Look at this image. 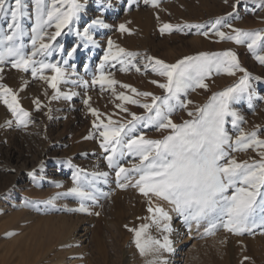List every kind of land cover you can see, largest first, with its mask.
<instances>
[{
	"label": "rangeland",
	"instance_id": "rangeland-1",
	"mask_svg": "<svg viewBox=\"0 0 264 264\" xmlns=\"http://www.w3.org/2000/svg\"><path fill=\"white\" fill-rule=\"evenodd\" d=\"M76 2L81 11L62 29L61 35L51 41L53 52L46 58L47 62H59L66 69L64 80L68 82H60L54 90L39 79V74L33 78L31 70L19 71L12 68L11 63L0 66L3 67L0 85L11 89L19 107L28 113L24 117L26 126L18 125L16 117L0 100V227L11 223L0 232V264H123L126 257L130 259L129 264H152L154 261L156 264H264V235L259 234V229L251 235H234L221 227L214 234L205 235L206 223L199 227L195 222L186 224L167 202L151 195L145 197L131 186L117 187L115 169L109 168L105 160L107 153L100 148L103 138L99 132L103 129L93 127L94 122L106 124L109 119L126 124L131 119L128 112L145 115L144 109L116 98L124 94L144 103L143 98L130 91L132 88L153 95L157 90L156 96L164 95L163 90L152 83L164 80L151 71L149 57L153 61L174 64L186 56L203 52L232 51L240 67L251 77L253 95L251 100L245 95L230 105L240 120L234 128L232 117H226L225 129L233 142L241 131L245 135L256 132L257 138L264 141V65L255 58L256 54L264 55V46L257 48L254 54L246 43L221 40L211 29V25L221 19L231 25V28L219 26L226 35H234L233 28L264 34V7L260 6V0H158L156 7L145 4L144 0ZM45 3L52 6V0H45ZM12 4L14 0H8L5 7ZM55 6L61 7L59 3ZM21 12L19 21L25 35L18 43L30 52L31 28L35 24L34 0H22ZM94 21L102 23L94 24ZM9 23L10 15L0 12V34L8 32ZM121 24L127 31H119ZM165 24L172 25L173 30L161 33ZM185 25L204 27L198 32ZM177 28L182 30H175ZM45 32L50 35L55 27H48ZM47 35L46 43L49 42ZM109 40L113 42L112 52L122 48L135 54V59L120 57L125 60L124 64L109 59L98 71L109 50ZM203 42L209 46L206 51L201 48ZM73 49L76 51L69 58L67 53ZM65 59L68 64L63 63ZM101 73L116 83L109 85L106 80L103 85L100 82L93 85V78ZM43 74L52 75L50 70ZM243 75L240 71L234 75L213 72L205 80L207 90L197 88L182 97L192 103L186 110L174 112L173 122L181 124L191 119L188 111L195 112L214 93L235 86ZM57 92L59 97L53 99ZM65 95L70 99H65ZM85 100H88L87 105ZM34 101H39V110ZM117 105L127 108L128 112L121 111ZM89 109L98 115L93 116ZM168 131L137 125L136 134L156 140L162 139ZM233 147L237 150H227L238 162L259 161V153L264 152V147L240 150L234 143ZM8 151H12V155L15 153L14 156L8 158ZM137 162L130 156L120 161L125 168ZM8 164L12 169L7 168ZM101 172H107V178L94 175ZM74 173L81 177L82 187L97 197L95 203L84 201L87 212L69 211L80 206V197L69 192L74 187ZM118 194L120 202L115 205L113 199ZM52 198H55L54 206L46 205L45 202ZM157 206L171 219L165 221L159 214L148 211L149 207ZM134 208L137 209L135 213ZM165 224L171 229L169 232L163 231ZM144 225L148 227L143 231L142 240L151 238L163 243L167 236L172 250L161 249L141 255L135 244V232L129 229L140 230ZM180 225L183 229L177 234L176 228ZM96 229L103 241L101 250L105 258L90 244L91 231Z\"/></svg>",
	"mask_w": 264,
	"mask_h": 264
},
{
	"label": "snow or ice",
	"instance_id": "snow-or-ice-1",
	"mask_svg": "<svg viewBox=\"0 0 264 264\" xmlns=\"http://www.w3.org/2000/svg\"><path fill=\"white\" fill-rule=\"evenodd\" d=\"M22 0H14V4L5 7L8 0H0V12L10 15L8 32L0 34V66L11 63L12 68L19 71L28 72L36 78L48 83L54 90L60 82L64 80L66 69L60 63L47 62V57L52 55L53 45L56 37L61 35L62 29L81 11V6L76 0H52V6H48L45 0H34L35 3V24L31 28L32 50L26 52L24 45L18 43L25 35L19 21ZM59 3L61 7L55 5ZM145 4L156 7L158 0H144ZM67 4L66 9L64 5ZM260 6L264 7V0H260ZM235 7V5L233 6ZM95 23H102L94 21ZM55 27V32L47 35L45 29ZM219 26L231 28L230 24L223 23L217 19L211 29L221 40H230L236 44H247L249 51L256 53L257 48L264 46V34L260 32H246L239 29H232L234 35H226L219 30ZM191 29L196 28L199 32L203 25H185ZM165 30L172 31L173 26L163 25L161 33ZM180 31L182 29H175ZM119 31L125 32L124 24L119 25ZM201 34L207 36V32ZM47 35L49 42L45 41ZM87 36V32L85 33ZM90 39V37H88ZM109 50L105 52L100 71L104 63L109 59L119 60L121 64L125 60L120 57L135 59V54L127 53L124 49L112 52L113 42L108 41ZM62 51V49H61ZM76 49L67 53L70 58ZM255 58L264 65V55H255ZM151 71L163 78V83L152 81L153 84L163 90V96H156L150 92H137L132 88L130 91L145 101L140 103L127 95L119 94L116 98L124 103L138 106L144 109L145 115L138 116L134 112H128L127 108L121 105V111L128 112L131 119L126 123H115L111 119L106 124H96L93 127L103 131L99 132L103 138L100 148L107 153L105 160L109 168L115 169L117 187L125 189L129 186L136 188L145 197H155L172 205V210L183 217L186 224L192 222L199 227L201 223H206L205 235H212L219 228L234 235L253 234L259 229L260 235H264V152L259 153L260 160L248 162H238L231 158L227 149L236 151L233 143L240 150L249 147H264V141L257 138L256 132L245 135L242 131L233 142L225 129L226 117H232V125L238 127L240 117L233 111L230 105L239 101L245 95L251 100L253 92L249 83L251 77L240 67L236 54L232 51L222 53H200L197 56H186L174 64H166L163 61L148 58ZM131 62L130 60L128 61ZM68 64V60L63 61ZM135 67V65H133ZM148 65H146V68ZM50 70L52 75L45 76L43 73ZM121 68V71H124ZM3 67H0V72ZM137 71H140L137 68ZM223 71L228 75H234L236 71L243 72L244 75L239 83L229 87L224 91L214 93L209 97L207 103L198 106L195 112L188 111L191 117L181 124H176L172 120L174 112L180 109L186 110L191 100L182 99L187 97L190 91L197 88L207 90L208 85L205 80L213 72L220 74ZM107 77L101 73L99 77L93 78V85L100 82L102 85ZM76 83L75 81H71ZM109 85H114L116 81L107 80ZM129 88L128 85H121ZM57 92L52 98L57 99ZM65 99L70 96L65 95ZM0 100L8 107V110L17 119V124H24V117L28 116L19 107L16 94L11 89L0 85ZM85 105L88 100L84 101ZM39 110V101H34ZM93 116L98 113L89 109ZM137 125L145 128L154 127L156 131L169 130L162 139H146L144 135H137ZM10 126V122H9ZM130 156L137 159L130 168H125L120 161ZM31 175V174H30ZM98 177L107 178V172L94 174ZM81 177L73 175L74 187L69 190L80 197V206L69 211L87 212L84 204L85 200L96 202V195L86 191L80 184ZM59 187V185H57ZM230 193V194H229ZM102 195L107 196V193ZM55 198L45 202L46 205L54 206ZM151 202V201H150ZM150 213L154 212L165 220H170V216L163 208L157 206L149 207ZM99 215V213H96ZM153 222L156 223L155 217ZM148 225L142 226L140 230L129 229L135 232V244L141 255L146 252L171 251V241L167 236L163 243L151 238L141 239L143 231ZM171 229L167 224L163 231L169 232ZM247 259V258H245ZM156 264V262H152ZM163 264V262H161Z\"/></svg>",
	"mask_w": 264,
	"mask_h": 264
},
{
	"label": "bare ground",
	"instance_id": "bare-ground-1",
	"mask_svg": "<svg viewBox=\"0 0 264 264\" xmlns=\"http://www.w3.org/2000/svg\"><path fill=\"white\" fill-rule=\"evenodd\" d=\"M201 48L204 50V51H206L207 50V48L209 47V46H207V43L206 42H203L202 44H201ZM218 48H220V47H218ZM204 53V52H203ZM84 69V68H83ZM163 81V80H162ZM154 91V90H153ZM155 92V93H154ZM153 93H154V95H156V93H157V90H155ZM145 101V100H144ZM145 102H150V100L149 101H145ZM128 105V104H127ZM1 114V113H0ZM1 117V116H0ZM45 153V152H44ZM15 154V153H14ZM14 154L12 155V151L11 152H9L8 151V158H11L12 156H14ZM18 158H19V156H18ZM35 163V162H34ZM31 164V163H30ZM9 165V164H8ZM8 169H12V167L9 165L8 167H7ZM114 201V204L116 205H118L119 204V202H120V199H119V194L118 195H115L114 196V199H113ZM123 201V200H122ZM122 207V206H121ZM140 207V206H139ZM109 208V207H108ZM118 208V207H117ZM115 209V208H114ZM136 210L137 209H135L134 208V213L136 212ZM120 212H121V210H120ZM120 214V216H121V213H119ZM116 216V215H115ZM119 216V217H120ZM11 223H6V224H4L3 226H1L0 227V232H3V231H5L6 230V228H8L9 227V225H10ZM14 225V224H13ZM123 225V224H122ZM112 226V225H111ZM116 226H118V225H116ZM12 227H14V226H12ZM11 227V228H12ZM110 229V228H109ZM182 229H183V227L180 225V226H178L177 228H176V230L178 231H176L177 232V234H180L181 232H182ZM73 230V229H72ZM118 230V229H117ZM92 232V236H91V239H90V244L92 245V247H94L95 249H96V251H97V254H99V255H101V256H104V252H102V250H101V248H102V244H103V241H102V238L100 237V235L98 234L99 232L97 231V229L96 230H92L91 231ZM88 233V232H87ZM2 234V233H1ZM72 242H73V240H72ZM4 246V245H3ZM4 248L5 249H7V247H6V245L4 246ZM86 250V249H85ZM126 253V252H125ZM130 254V253H129ZM1 258V257H0ZM104 258H105V256H104ZM3 260H5L4 259V257L2 258ZM1 259V260H2ZM104 261H106V260H104ZM5 262V261H4ZM101 262H102V260H101ZM129 262H130V259H128L127 257L125 258V260H124V263L123 264H129ZM33 264V263H32Z\"/></svg>",
	"mask_w": 264,
	"mask_h": 264
}]
</instances>
